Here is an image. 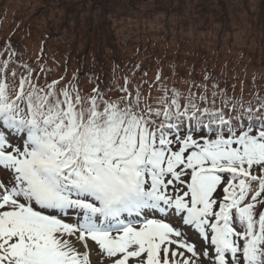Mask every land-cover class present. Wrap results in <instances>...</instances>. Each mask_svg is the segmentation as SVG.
I'll use <instances>...</instances> for the list:
<instances>
[{
  "label": "snow or ice",
  "instance_id": "6c2138e0",
  "mask_svg": "<svg viewBox=\"0 0 264 264\" xmlns=\"http://www.w3.org/2000/svg\"><path fill=\"white\" fill-rule=\"evenodd\" d=\"M4 49L0 264H264V97L159 71L85 90Z\"/></svg>",
  "mask_w": 264,
  "mask_h": 264
},
{
  "label": "trees",
  "instance_id": "16d2710c",
  "mask_svg": "<svg viewBox=\"0 0 264 264\" xmlns=\"http://www.w3.org/2000/svg\"><path fill=\"white\" fill-rule=\"evenodd\" d=\"M144 1L39 0L33 12L39 16L24 21V12L18 15L19 10L0 0V52L10 42L23 61L51 69L52 76L75 75L85 90L92 86L90 78L107 84L127 75L139 83L145 72L151 81L159 71L181 88L187 87L183 80L200 82L207 75L229 97L253 103L264 97V35L256 34L264 32V0H259L260 17L247 14L243 29L250 35L245 39L230 32L227 14L211 0H152L155 6L143 11ZM10 10L14 13L8 19ZM10 20L14 23L6 24ZM34 30L41 36L32 41ZM232 51H239V59ZM205 83L211 90V83Z\"/></svg>",
  "mask_w": 264,
  "mask_h": 264
},
{
  "label": "rangeland",
  "instance_id": "374dc122",
  "mask_svg": "<svg viewBox=\"0 0 264 264\" xmlns=\"http://www.w3.org/2000/svg\"><path fill=\"white\" fill-rule=\"evenodd\" d=\"M6 1H8V4L10 6H12L13 8H16V10H19L18 12H16V14L18 13V15H19V12H24V13H22L24 15V18H22L24 21H26V18H29V17L32 21H34L36 19V17L39 16V14L38 15L34 14V16H33V12H35V9H36V6L38 5L39 0H6ZM211 1L214 3V5L216 6V8L218 10L222 9L225 11L224 13L227 14V18L229 20L230 32H233L234 36H237L238 39H240L239 37H241L242 39H245L246 36L250 35L247 30H246V32H244V29H243L244 26H247V21H246V20H248L247 14L250 13L251 16L256 15L255 18H257V17H260V15L262 13V12H260L261 7H260V1L259 0H211ZM208 2H210V1H208ZM142 3L143 4H141L140 7L143 11L151 9V7L155 6L154 1H152V0H146ZM218 5H220V6H218ZM57 11H59V13H60V8L57 9ZM9 12H10V15H9L8 19L11 18L14 11L10 10ZM45 12H48V11H45ZM53 12H54V10L47 13V14H50L48 17V19H50V22H53V20L51 18L53 16V14H52ZM263 16H264V13H263ZM230 18H231V22H230ZM255 18H253V19H255ZM129 21L135 22L132 19H129ZM9 23L12 24L14 22H12L10 20L6 24H9ZM115 23H116V21L113 20V24H115ZM231 23H234V24H231ZM115 25L126 27V26H130L131 23L127 24L125 22L119 21ZM151 25H154V24H151ZM215 25H217V24H215ZM143 26L145 27L146 25H143ZM152 27H154V26H151V27L148 26V28L151 32H155L157 30V28H152ZM250 27H249V29H250ZM118 31H120V28L118 29ZM33 32H34V35L30 38L32 41L35 40V37L37 35L41 36V34L38 31L34 30ZM256 34L258 36H263L264 32L262 34L261 33H256ZM261 42H262V47L264 50V41H261ZM231 53L233 56H235V59H239V56H238L239 51H237V52L232 51ZM249 68H250V66H249ZM92 259H93V264H97L99 258L96 256H93Z\"/></svg>",
  "mask_w": 264,
  "mask_h": 264
}]
</instances>
